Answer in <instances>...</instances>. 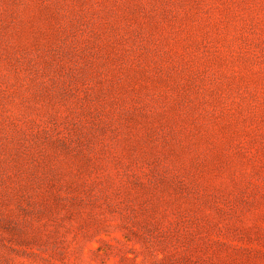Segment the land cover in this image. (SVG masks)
Instances as JSON below:
<instances>
[{
    "label": "rangeland",
    "instance_id": "rangeland-1",
    "mask_svg": "<svg viewBox=\"0 0 264 264\" xmlns=\"http://www.w3.org/2000/svg\"><path fill=\"white\" fill-rule=\"evenodd\" d=\"M39 258L264 264V0H0V264Z\"/></svg>",
    "mask_w": 264,
    "mask_h": 264
},
{
    "label": "trees",
    "instance_id": "trees-1",
    "mask_svg": "<svg viewBox=\"0 0 264 264\" xmlns=\"http://www.w3.org/2000/svg\"><path fill=\"white\" fill-rule=\"evenodd\" d=\"M96 250L98 251L101 249L98 246V247H96ZM59 261H61V260H58V262H52L51 260H48L45 258H39V259H36L35 261L30 262L29 264H59L60 263Z\"/></svg>",
    "mask_w": 264,
    "mask_h": 264
}]
</instances>
